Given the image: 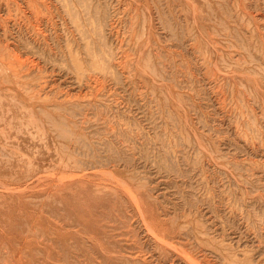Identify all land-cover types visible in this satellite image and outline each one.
<instances>
[{"label": "rangeland", "instance_id": "1", "mask_svg": "<svg viewBox=\"0 0 264 264\" xmlns=\"http://www.w3.org/2000/svg\"><path fill=\"white\" fill-rule=\"evenodd\" d=\"M0 264H264V0H0Z\"/></svg>", "mask_w": 264, "mask_h": 264}]
</instances>
